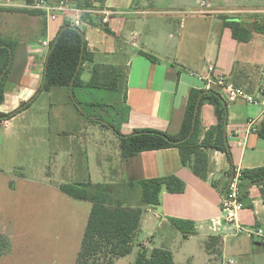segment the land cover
<instances>
[{"label": "crops", "instance_id": "obj_1", "mask_svg": "<svg viewBox=\"0 0 264 264\" xmlns=\"http://www.w3.org/2000/svg\"><path fill=\"white\" fill-rule=\"evenodd\" d=\"M33 1L0 5V19L7 13L24 16L26 32L33 34L22 38L26 43L20 52L25 62L19 70V87L8 90L5 85L4 101L0 104L3 114L17 110L34 96L29 109L36 97L44 93L38 90L48 46L66 22L60 13L56 20H48L43 12L42 15L29 13L36 10L31 8ZM57 1L46 0V3L55 5ZM67 1L80 5L85 0ZM201 2H205V6H201ZM243 2L104 0L96 12L83 21L79 28L84 32L89 52L94 54V63L85 65L82 79L89 80L94 64L119 69L123 79L117 93L125 104L126 115L115 129H90L94 123L102 127L104 124L86 116L78 106L74 107L73 126L61 127L55 132L58 145L52 142L51 154L46 151L47 162L38 163L33 170L28 166V174L25 167L16 166L15 176H11L13 171L4 172L0 166V235L7 237L10 244V251L0 255L1 264H50L46 254L42 255L45 259H36L29 250H15L19 244L29 245V249L36 245L40 250L65 248L69 241H73L74 246L82 240L92 204L75 200L58 189V185L77 184H90L91 193L96 192L94 186H104L102 194L112 206L140 208L143 212L138 231L157 222V230L165 229L159 245H139L149 250L165 249L164 245L172 237V249L167 250L172 253L174 264H264L263 245L245 234L234 236L235 228L231 224H216L223 215L221 195L228 187L233 169L243 171L264 166V139L260 136L264 129V106L244 100L227 103L226 135L231 156L229 159L225 153L206 151L205 180L181 165L177 149L142 152L123 159L116 132L117 129L122 135H129L134 130H156L177 135L189 91L204 88L197 74L205 72L209 65L214 66L215 74L225 76L248 94L254 95L260 89L264 94V34L253 33L248 43H239L233 39L231 30L224 27V19L238 17L247 27L261 24L257 18H264V3ZM102 10L111 13L106 24L102 22ZM141 52L154 56L159 62L149 61ZM84 74L88 75L87 79ZM53 89L58 88H52L47 94ZM212 90L220 93L215 85ZM80 91L81 96L89 95L86 106L99 105L95 94ZM17 115L0 121L2 136L12 131ZM64 116L70 119V114ZM248 123H251L250 128H247ZM200 124L202 140L207 130L216 124L209 104L201 108ZM168 176L181 180L185 184L184 192L171 194L162 190L159 206L143 205L141 182ZM242 203L238 223L247 229L264 228V187L248 186ZM69 214L78 220L73 228L68 224ZM171 219L191 222L195 234L185 237L171 224ZM213 238L216 240L212 242L213 248L220 252L219 262H211L214 257L205 250Z\"/></svg>", "mask_w": 264, "mask_h": 264}, {"label": "trees", "instance_id": "obj_2", "mask_svg": "<svg viewBox=\"0 0 264 264\" xmlns=\"http://www.w3.org/2000/svg\"><path fill=\"white\" fill-rule=\"evenodd\" d=\"M95 1L100 4L104 2V0ZM79 7L90 8V4L84 1ZM29 13L42 15V12L38 10ZM86 18L88 14L82 15L83 21ZM224 27L231 30L233 39L239 43H248L253 33L264 34L263 25L255 23L247 27L238 18L224 19ZM16 45L15 41L0 38V104L4 101L5 80L13 65ZM140 55L153 63L159 62L148 53L141 52ZM87 63H94V54L87 48L84 32L65 22L56 37L49 43L38 93L48 92L52 88H65L71 91V95L75 88L120 92L123 73L119 69L94 64L90 69L89 80L84 81L82 74ZM204 104L212 106L216 124L207 130L201 140L200 114ZM29 106L30 102L9 114L0 113V121L12 119ZM226 125L227 102L221 94L214 90L192 89L188 94L182 125L177 135L156 130H134L129 135H122L117 129L116 132L123 159L142 152L177 149L181 165L190 169L198 178L205 180L208 172L206 151H219L225 153L230 159ZM260 136L264 139V129L260 132ZM253 185L264 187V166L242 171L241 200L246 188ZM140 187L143 205L156 207L160 205L162 190L171 194L183 193L185 184L176 176H168L142 181ZM94 188L96 192L91 193L90 184L58 185V189L69 197L89 201L92 204L75 263L115 264L116 260L131 254L132 241L139 230L143 211L140 208L112 206L106 202L102 194L104 186L96 185ZM170 222L185 237L195 234L194 225L191 222L176 219H171ZM214 241L216 242L213 238L207 243L206 250L214 257L211 262H219L220 252L213 248ZM9 251L8 238L0 235V255ZM134 264H174L173 255L167 249L149 250L139 245Z\"/></svg>", "mask_w": 264, "mask_h": 264}, {"label": "rangeland", "instance_id": "obj_3", "mask_svg": "<svg viewBox=\"0 0 264 264\" xmlns=\"http://www.w3.org/2000/svg\"><path fill=\"white\" fill-rule=\"evenodd\" d=\"M11 1L17 2L21 0H0V5L2 6L3 3ZM243 1L245 4L250 3V0ZM254 1L257 2L258 0ZM259 1L260 3H264L263 0ZM252 3L253 1L250 4ZM25 18L16 13H7L3 14L0 19V38L4 40H12L17 43L14 51L13 65L5 80V85H7L8 90L18 89L19 87L18 82H20L21 77L19 70L25 62V57H23L20 52V48H24V43H26L22 38H28V36L33 35L30 34V32H26ZM238 18L241 19L240 17ZM42 19L43 18H41V20ZM257 19L258 21H261V25H264V21H262L264 18L260 17ZM83 76L85 79L88 78L87 74H84ZM80 90L81 89L79 88H75L72 95L64 88L53 89L50 94L44 92L36 97V101L33 102V105L29 109L22 112L20 116L17 115L15 121L12 122L14 128L10 133H6L5 136H2L3 129L0 128V166L3 167L5 170L4 172L13 171L12 173L10 172L11 176H15V167L22 166L25 167L26 173L28 174V166L33 170V167L37 168L38 163L43 161L47 162L46 151L48 155H50L52 147L54 146L53 143H56V141L59 140L56 137L55 132L61 127L67 126V128H70V126H73V122H71V113L75 109L74 107L78 106L80 111L86 116L94 120L96 119L104 124L102 127L100 124L97 125V123L93 122L94 124L90 125V129H104L109 127L115 129L119 126L120 122L123 121L124 116L126 115L125 104H123L119 93L105 90L98 91L82 89L88 93L91 92L92 94H95V96L99 98L98 103L101 106L97 105L94 107H88L86 106L87 102L85 101L88 100L89 95H79L81 92ZM61 97L65 101H61ZM32 98L27 100L26 103H29ZM34 99L35 98L32 100ZM65 103L68 107L64 105ZM68 114H70V119L68 117L66 120L64 115ZM61 117L64 119L61 120ZM87 124L90 123L87 122ZM103 138L107 139V136H103ZM46 141L49 142L46 143ZM56 144L58 145V143ZM8 184L10 187L12 185L11 181ZM8 184L5 186L6 191L9 188L7 187ZM70 210L71 208H69L68 211ZM76 221L78 223V220L72 219L69 214V227L73 228ZM157 226V222L153 221L149 224L148 228L138 231L132 241L131 254L116 260L115 264H134L139 251V243H146L149 246H158V241L162 240L161 236L165 229L160 228L157 230ZM153 234L155 235L154 238L151 237ZM172 240V237L168 239L167 244L164 245V247H166L165 249H172ZM80 243L81 241L73 246V241H69V245L65 248L50 247L49 249L41 248L40 250L36 245H34V248L32 246V249H29L27 248L29 245L22 246V244H19L15 246V250H29L32 253L30 255H33L36 259L46 258L50 264H76L75 260L80 248ZM44 251H46V253H44ZM43 254H46L45 258L42 257ZM176 264L179 263L177 262Z\"/></svg>", "mask_w": 264, "mask_h": 264}, {"label": "built area", "instance_id": "obj_4", "mask_svg": "<svg viewBox=\"0 0 264 264\" xmlns=\"http://www.w3.org/2000/svg\"><path fill=\"white\" fill-rule=\"evenodd\" d=\"M89 2L90 8L79 7L76 3L68 2L67 0H58L55 5H49L46 0H34L32 9L43 12L48 20H56L59 13L64 16L66 22H69L74 27L79 28L83 23L82 15L93 14L100 7V3L95 0H85ZM201 6H205L204 2L200 3ZM102 22L106 24L108 22L110 12L106 10L101 11ZM199 80L204 82V90H212V85L219 88L222 97L225 98L227 103H235L239 100H244L247 103L259 104L264 106V94L263 90H259L256 94H248L244 89L235 87L225 76L215 74V68L209 65L205 72L197 74ZM251 127V123L247 124V128ZM241 183H242V170L234 168L228 181V187L221 195V211L222 218L217 220V225L231 224L234 226V236L247 235L255 240L257 243L264 246V228H244L238 223L237 216L243 209V203L241 200Z\"/></svg>", "mask_w": 264, "mask_h": 264}, {"label": "water", "instance_id": "obj_5", "mask_svg": "<svg viewBox=\"0 0 264 264\" xmlns=\"http://www.w3.org/2000/svg\"><path fill=\"white\" fill-rule=\"evenodd\" d=\"M38 94V93H37Z\"/></svg>", "mask_w": 264, "mask_h": 264}]
</instances>
